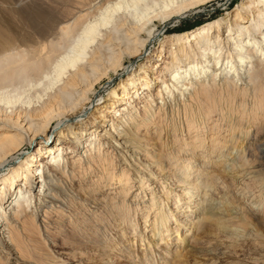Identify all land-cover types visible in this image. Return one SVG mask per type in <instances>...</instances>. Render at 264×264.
I'll return each mask as SVG.
<instances>
[{
	"label": "bare ground",
	"instance_id": "6f19581e",
	"mask_svg": "<svg viewBox=\"0 0 264 264\" xmlns=\"http://www.w3.org/2000/svg\"><path fill=\"white\" fill-rule=\"evenodd\" d=\"M208 1L41 0L24 19L35 36L18 48L0 24V50L12 47L0 54V264L10 258L17 264H62L64 252L55 250L54 239L69 232L102 237L112 252L106 250L96 264H171L170 254L180 258L184 242L174 236L180 223L175 229L170 224L181 205L173 194L180 191L164 186L161 195L152 190L144 196L147 176H140V166L120 143L132 142L124 138L127 128L134 132L131 126L139 130L156 118L160 135L180 133L164 156L183 175L180 183H195L192 171L201 164L195 185L212 160L200 156L199 148L208 139L212 153L231 148L222 135L239 127L247 141L244 175L256 174L245 182L257 189L254 203L264 208V144L256 141L264 130V0H245L229 18L169 35L159 55L148 54L169 26L202 12ZM126 56L133 58L129 65L123 64ZM120 71V83L112 85ZM168 100L175 102L169 113ZM218 101L238 111L227 117L216 109ZM37 142L34 154L24 152ZM186 193L192 209L196 195ZM229 196L231 204L243 201ZM258 213L249 211L247 220L241 217L245 222L207 215L210 223L202 228L211 234L205 241L212 227L228 237L244 236L251 224L262 230ZM152 214L158 242L140 249ZM123 254L125 262L117 258Z\"/></svg>",
	"mask_w": 264,
	"mask_h": 264
},
{
	"label": "rangeland",
	"instance_id": "374dc122",
	"mask_svg": "<svg viewBox=\"0 0 264 264\" xmlns=\"http://www.w3.org/2000/svg\"><path fill=\"white\" fill-rule=\"evenodd\" d=\"M244 1L245 0L208 1L201 6L203 9L202 12H192L184 19L178 20L169 26L166 34H161L154 44L148 47V54L152 58L159 55L163 41L165 40V37H168L169 35L188 33L220 18H229L230 16H233L236 13L237 8L244 3ZM39 6H41V0H0V24L8 29L10 39L12 40V47L22 46L24 42L23 40L35 36L31 34V27L24 19L26 18L25 16H27L26 12H31L32 8ZM155 23L159 29L162 28L163 24L160 20L155 21ZM25 32L27 34H25ZM15 36L19 39L17 40ZM142 36L147 38L146 33ZM7 45L0 50V54L9 51L10 48H12ZM132 62L133 58L129 56H126L123 60L124 65H129ZM158 70L160 71L161 68ZM122 73L123 71L119 72L117 79L112 85L120 83L121 78L119 76H121ZM116 76L117 74L112 73V79ZM156 76H152L153 82L155 81ZM173 103H175L174 100L167 101L164 107L165 112L169 113L171 106H175ZM216 107V109L223 108V112L227 117L230 116L231 110L235 113L238 111V107H235L234 105H226L221 101L216 103ZM155 109L156 107H154V110ZM94 111L95 110L93 109L90 110V114ZM235 117L236 116H233L231 118L233 122L235 121ZM93 118L94 117H92V119ZM156 120L157 118L140 127L139 130H136V128L131 126L134 132L127 128V131L123 134L128 132V135L124 138L126 140H131L132 142L125 143V141L121 140L120 143H122V147L125 146L122 148V152L128 150L127 155L129 159L137 167L140 166L138 169L141 174L140 176L145 174L147 176L144 179L145 184L142 187L139 184L138 187V189L141 187V191L145 190L142 193L144 196L149 194L152 190L153 192H157L158 195H161L164 186H169L170 190L176 188L177 191H180V194L178 195L173 194L174 200L181 199V205L178 208V211H175L176 221L172 220L170 224H172V228L175 229L178 226V223H180L179 233L174 231V236L184 243L181 245V248H178V251H181L180 258L175 254H170L171 264H264V228L261 230L258 226L251 224L244 236L233 235L228 237L230 236L229 233L225 235L222 231L214 230L212 227L214 233L208 239V241L213 239L210 244H206L208 241H205L204 238L211 233H204L205 231H203L202 228V223H205V217L207 215H210L211 218L223 217L226 220L230 218L235 219L234 221L236 222H245L241 217H244V220H247L249 211L253 210L254 212H258L259 209L260 213H258V215H260L261 221H264V208L259 206L258 203H254V201L259 200V198L256 197L259 193H256L257 189L251 190L252 188H249L248 184L245 182V180L251 182V179H253L256 174L252 173V170H250L244 175L245 167L243 166V163L245 160L243 159L242 154L247 142L246 140L242 141L244 140V132L240 131L238 129L239 127L232 134L229 131H225L222 136H227L229 145L233 144V146L231 148L225 147L218 153H212L210 151L209 146L211 145V140L208 139L205 144V149L201 147L198 150L200 156L207 155L210 159L212 158L208 169L204 173V177H202L204 180L200 184L195 185L197 181H200L198 178L203 175V173L201 174L202 169L199 170L198 168L201 164H198L199 166L194 167L192 171V179H196V182L193 183V181L185 180V183H180L183 179V175H181L178 169H176V165L169 166L167 163L168 160L164 157L168 154L167 147L169 146V149L172 148V144L176 141L180 133L178 131L172 136H165L164 134L160 135L155 129L157 126L154 124ZM229 120L230 118H228V121ZM224 123L226 126L225 121L223 122V126ZM247 125H249V122L246 121L244 126ZM54 127L55 125L52 127V130L48 132V137L53 135ZM184 127L183 131L185 129ZM224 129L226 130V127H224ZM93 130L94 129H92V131ZM193 139L194 137L192 138V141ZM256 141L258 146L264 144V130ZM37 146H39L38 142L37 144L26 145L24 147V152L26 154H34ZM139 149L148 153L150 156L145 158L143 152L139 151ZM173 153H181L182 155L184 152L183 150H175ZM135 158L137 159L136 162L134 161ZM201 159L202 158L197 160L202 161ZM223 160H225L224 163L222 162ZM211 175L215 178L211 181V184H208ZM187 190L190 192L193 191L196 195V200L193 203L190 202L193 204L192 209L189 208V194L186 193ZM234 193L241 199V201L243 200L239 205L235 202L231 204L229 194ZM227 205H229V207ZM171 208L175 209V205H172ZM211 212L215 213L217 216H212ZM154 217V214L149 217L150 222L147 224L148 228H146V240L140 243V249H144L146 243L149 241L154 244H157L158 242L159 234H157L158 236H155L153 231ZM207 223H210V221H207L205 224ZM232 230L242 232L241 228H233ZM65 232H69V228H67ZM54 241L57 243L55 245V250L61 253L64 252L62 264H96L101 262L98 257H107L104 255L106 250L112 252L111 248L109 246L107 247V244L104 243L101 236H75L73 233L69 232L65 237H63V234H58ZM173 250H176V248L173 247ZM195 255H197L196 259L194 258ZM124 256L125 255L123 254L117 258L118 260L125 262ZM104 261H107V259ZM8 264L17 263L16 260L10 258ZM20 264L25 263L20 262Z\"/></svg>",
	"mask_w": 264,
	"mask_h": 264
}]
</instances>
